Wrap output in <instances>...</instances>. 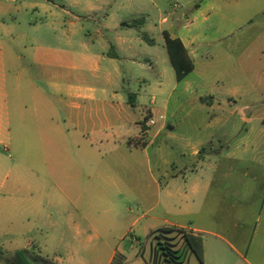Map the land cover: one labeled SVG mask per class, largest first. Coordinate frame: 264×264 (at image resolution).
<instances>
[{
  "label": "crops",
  "instance_id": "1",
  "mask_svg": "<svg viewBox=\"0 0 264 264\" xmlns=\"http://www.w3.org/2000/svg\"><path fill=\"white\" fill-rule=\"evenodd\" d=\"M150 1L158 7L157 1ZM3 5L0 0V8ZM37 5L24 3L25 8L31 9ZM99 9L100 6L89 4L87 11ZM209 9L199 6L191 20L185 18L187 24L176 34L162 30L180 39L194 62V70L182 81L177 80L171 65L165 38L163 48L171 67L160 63L155 49L157 42L147 33L139 35L140 41L117 33L114 43L81 42V51L77 53L55 52L42 44L36 46L35 72L29 78L35 118L54 123L58 114L54 99L60 103L69 100L81 112L74 131L67 130L75 138L77 151L44 154L51 183L48 204L71 206L83 213L84 207L94 208V199L101 200L96 193L107 189L120 194L138 192L149 207L147 211L154 213L147 220V230L172 227L226 240L221 234L211 232L210 225L216 217L219 223L222 221L225 209L231 207L230 196L242 201L244 206L251 205L252 200L264 203V114L261 113H264V78L254 71L260 59L250 58L247 67L244 53L235 57V50L242 42L229 39L240 27L223 30L206 25ZM145 22L142 17L138 25L135 21H124L122 26L141 29ZM166 22V18L161 21ZM142 42L154 49H143ZM99 45L102 50L93 51ZM74 58L85 74L96 79L98 88L69 84L65 71L77 68L72 62ZM22 77L20 72L17 89L20 123L24 126L27 106L20 89ZM40 80L48 90L38 84ZM6 97L0 87V135L9 124ZM151 119L154 124H150ZM56 127L62 137L58 138L64 145L62 148L69 149L63 126L57 122ZM106 157L119 164L103 165ZM229 181L234 182L235 188L226 186ZM245 183L249 184L246 190ZM121 207L131 213L128 204L121 203ZM66 220L76 236H81V222L70 217ZM83 220L98 238L114 232L123 236L133 229L125 228L122 215L109 219L85 216ZM254 238L255 233L250 239L242 240V246L249 250ZM177 239L178 249L183 252V241ZM203 250L205 261L204 240ZM223 252L218 247L217 253L223 255ZM143 255L138 252L133 258L124 257L114 249L104 264H113L115 257L123 260L121 264H142L138 262L143 259L148 264ZM49 260L62 264L57 256Z\"/></svg>",
  "mask_w": 264,
  "mask_h": 264
},
{
  "label": "rangeland",
  "instance_id": "2",
  "mask_svg": "<svg viewBox=\"0 0 264 264\" xmlns=\"http://www.w3.org/2000/svg\"><path fill=\"white\" fill-rule=\"evenodd\" d=\"M153 1H157L158 7L150 0H2L0 87L7 95L6 117L9 124L0 135V264H16L14 255L22 249H28L30 260L35 258L36 252L49 259L57 256L61 258L62 264H95L97 261L104 264L114 249L119 255L129 258L140 252V256L144 254V258L149 261L152 243L158 235L156 229L147 230V220L154 213L147 211L149 207L138 192L120 194L107 189L96 193L101 200L94 199V208L84 207L83 213L71 206L53 207L48 204L51 183L44 154L59 150L77 151L71 133L81 112L69 100L60 103L54 99L58 113L54 116V123L39 122L35 118L29 78L34 71L36 46L42 44L55 52L77 53L81 51V42L114 43L117 33L127 34L140 41L139 35L147 33L157 42L155 49L160 55V63L171 67L163 48L162 30L168 29L176 34L187 24L186 17L191 20L199 6H208L209 17L204 23L223 30L240 27L234 37L229 39L231 42L237 39L242 42L234 56L244 53L247 67L250 58L260 59L254 71L264 78V0ZM24 3L38 5L36 9H31L25 8ZM40 4L46 7L42 8ZM89 4L100 6L101 9L88 12ZM142 17L146 22L141 29L122 26L124 21H135L138 25ZM164 18L167 22L161 23ZM116 26L117 30L114 29ZM100 45L93 51L102 50ZM142 45L143 49H154L143 42ZM72 62L77 68L65 71L69 75V84L92 88L100 86L96 79L78 67L75 58ZM20 72L23 73L20 89L27 106L24 126L20 123V97L17 89V75ZM38 84L47 89L44 81L40 80ZM82 106L87 107L85 103ZM57 122L68 136L69 144L65 146L69 149L62 148L64 145L58 141L62 137L57 130ZM68 129L70 134L67 133ZM117 162L106 157L103 165L116 167L119 164ZM245 184L244 190L249 188V184ZM234 185L233 181L226 182L227 187L235 188ZM88 198L86 194L85 200ZM241 202L230 196L231 207L225 209L222 221L219 223L216 217L210 225L211 232L221 234L226 240H220L214 235H202L207 254L205 264H264V203L262 200L256 203L252 200L251 205L244 206ZM121 203L128 204L131 213L126 212ZM121 215L126 220L125 228L133 227L130 233L123 236L114 232L98 238L83 220L85 216L109 219ZM69 217L81 222V236L77 237L75 229L67 224V220L65 222V218ZM254 233L253 245L248 250L242 246L241 241L250 239ZM170 236L175 238L177 244L180 234L172 233ZM218 247L223 248V255L217 253ZM138 263L146 264L144 259ZM184 264L200 263L195 255L188 252Z\"/></svg>",
  "mask_w": 264,
  "mask_h": 264
},
{
  "label": "trees",
  "instance_id": "3",
  "mask_svg": "<svg viewBox=\"0 0 264 264\" xmlns=\"http://www.w3.org/2000/svg\"><path fill=\"white\" fill-rule=\"evenodd\" d=\"M163 34L165 46L171 65L175 69L177 80L182 81L194 70V62L180 39L172 38L168 31H164ZM145 39H147L146 36ZM172 233L180 234L184 245L183 252L177 249L175 238L170 236ZM154 240L148 264H184L188 252L195 255L200 264H205L203 238L200 235L171 227L159 230ZM14 260L16 264H52L49 259L40 256H35L33 260H30L27 249L16 251ZM122 262L123 260L118 261L116 257L113 260V264H121Z\"/></svg>",
  "mask_w": 264,
  "mask_h": 264
},
{
  "label": "built area",
  "instance_id": "4",
  "mask_svg": "<svg viewBox=\"0 0 264 264\" xmlns=\"http://www.w3.org/2000/svg\"><path fill=\"white\" fill-rule=\"evenodd\" d=\"M149 122H150V124H154L155 123V121L153 119H151Z\"/></svg>",
  "mask_w": 264,
  "mask_h": 264
}]
</instances>
